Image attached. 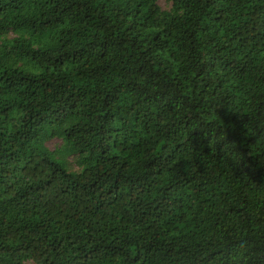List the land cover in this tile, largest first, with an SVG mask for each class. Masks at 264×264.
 Returning <instances> with one entry per match:
<instances>
[{"label":"trees","instance_id":"trees-1","mask_svg":"<svg viewBox=\"0 0 264 264\" xmlns=\"http://www.w3.org/2000/svg\"><path fill=\"white\" fill-rule=\"evenodd\" d=\"M167 3L0 0V264H57L81 223L140 241L128 264H228L243 241H189L242 215L264 264L239 191L264 178V0Z\"/></svg>","mask_w":264,"mask_h":264},{"label":"clouds","instance_id":"clouds-1","mask_svg":"<svg viewBox=\"0 0 264 264\" xmlns=\"http://www.w3.org/2000/svg\"><path fill=\"white\" fill-rule=\"evenodd\" d=\"M260 90L264 91V88ZM257 94L256 87L249 83L248 95L254 97ZM48 178L50 179L51 176L49 175ZM43 179L44 176L41 175L37 178L36 182L39 183ZM9 182H13L11 178H9ZM239 191L246 195L247 200L252 201L245 208V212L253 217V220L260 219L261 223L257 225V228L259 231H264V204H261L258 208L254 207L255 201L252 196V193L260 192L262 194L260 200H264V178H257L256 185L249 184L247 189L242 187ZM12 195L14 196L15 194L13 193ZM235 195L236 193H234ZM10 198L9 196L0 197V201L5 204V210L2 213L5 216L8 215L7 202ZM16 211L19 212L20 209L16 208ZM224 211H227V209L225 208ZM8 223H11L14 228L21 229L19 233L13 231L12 235L17 242L23 243L24 239L29 236V233L24 228H21L22 224L28 223L27 215L22 220H17L13 216L10 221H6L4 225L5 231H8ZM247 223L250 222L246 221L242 215L235 218L229 217L220 229H212L208 225H202L201 231L195 237L194 242L189 241V243H193L194 246L195 244H199L202 248L206 247L207 249L215 250L216 248L224 249L226 244L231 243V240L243 241L244 245L240 246L237 251L231 252L230 250L228 264H249L257 254L251 252L253 244L244 241V236L247 234L245 227ZM100 227V225H97V228ZM57 228L58 232L56 234L63 236L65 234L64 226L59 225ZM73 228H75V231L73 232L72 229H69L67 234L72 236V240L75 243H73L71 248L66 243L58 249L60 255L56 257L57 264H66V262H69V264H128L136 254L132 245L140 243V241L134 240L132 237L120 232L119 229H117L116 233L110 232L107 228L103 231L93 232L87 229L83 223L79 226L73 225ZM205 228H208V230L205 231ZM8 242L15 246L11 240ZM144 242L146 243V240ZM41 251H43V248ZM245 253H248V255H245ZM260 256H264V253H260ZM47 257L48 254L41 257L38 264H43L44 259ZM225 259H228V257H225ZM221 264H223V261H221Z\"/></svg>","mask_w":264,"mask_h":264},{"label":"rangeland","instance_id":"rangeland-1","mask_svg":"<svg viewBox=\"0 0 264 264\" xmlns=\"http://www.w3.org/2000/svg\"><path fill=\"white\" fill-rule=\"evenodd\" d=\"M160 4H161L162 6H164V7H168V6H169L168 3H167V0H160ZM59 142H60L59 139H54V140L50 141V142L48 143V145H49V147H50L51 149H53V148L56 146V144H58Z\"/></svg>","mask_w":264,"mask_h":264}]
</instances>
